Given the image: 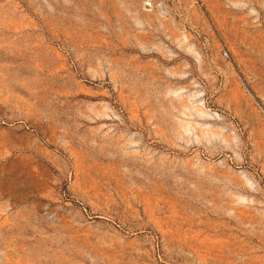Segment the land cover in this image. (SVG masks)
Returning <instances> with one entry per match:
<instances>
[{
  "label": "rangeland",
  "instance_id": "1",
  "mask_svg": "<svg viewBox=\"0 0 264 264\" xmlns=\"http://www.w3.org/2000/svg\"><path fill=\"white\" fill-rule=\"evenodd\" d=\"M0 264H264V0H0Z\"/></svg>",
  "mask_w": 264,
  "mask_h": 264
}]
</instances>
